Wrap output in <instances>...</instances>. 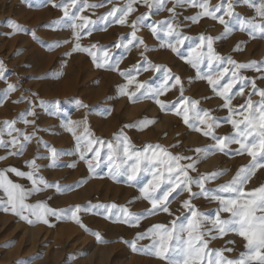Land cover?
Masks as SVG:
<instances>
[{
	"label": "rangeland",
	"instance_id": "374dc122",
	"mask_svg": "<svg viewBox=\"0 0 264 264\" xmlns=\"http://www.w3.org/2000/svg\"><path fill=\"white\" fill-rule=\"evenodd\" d=\"M88 2L103 6L85 9L82 13L97 21L92 34L82 37V45L97 44L111 47L121 37L125 42L130 38L129 34L132 31L130 26L115 22L105 24L99 20V17L110 11L113 6L121 7L127 0H113V3H104V0H88ZM220 2L221 0H210L213 6ZM56 3H60V0H56ZM171 6L168 4V7ZM135 7L136 11L128 17L129 24L137 16L149 11L143 4H137ZM197 11V8L187 6L177 9L175 23L180 26L184 35L191 38L186 40L180 49L184 56H188L190 50L198 43L201 33L216 37L221 36L224 31L223 25L210 18H203L195 24L186 19L194 16ZM235 11L242 17L254 16V10L247 4L237 5ZM169 15L167 11H161L145 21V25L166 19ZM62 17V10L53 7L48 0H0V61L3 62L6 78L0 79V100H3L0 104V123L17 119L21 113L34 110L36 115L28 116L27 119L35 120V125L26 126L17 123L16 127L26 129L28 133L39 129L37 137L63 153L57 166L52 167L46 158L47 148L33 140L22 156H8L6 160L0 161V168L14 166L28 171L25 162L39 156L37 164L41 166L40 175L49 182H59L60 185L66 186L63 193L48 189L35 194L30 197L29 203L47 201L52 208L57 209H67L75 205L88 206L89 202L91 205L114 203L118 206H127L132 213L143 214L151 206L146 200L139 198L141 197L139 189L150 177L145 176L136 186H130L126 177H120L119 182L114 181L109 175V162L106 158L96 168L95 174H91L85 162L79 160L76 141L66 129L68 121H81L86 118L90 130L97 138L105 141H112L113 134L123 128L136 149H143L147 144H160L174 154L194 156L195 153L191 149L204 147L212 141L200 133L191 131L183 124L181 118L172 112L162 111L153 99H142L133 103L127 96L119 95V86L126 83L125 79L116 71L97 68L87 54L72 52L73 31L68 26L70 22L62 21ZM10 20L19 23L24 31L11 34ZM55 21H62L63 27L54 25ZM233 28H237V25L233 24ZM137 35L142 37L147 45L148 51L145 55L148 60L171 69L172 74L181 78L185 88L184 95L200 101L201 109L211 110L213 116L220 118L221 127L216 130V134L223 136L231 133V126L225 121L228 112L221 107L222 99L213 93L206 80L198 78L196 69L172 53L170 49L160 46L161 40L164 39L163 34L161 40H158L145 26L137 32ZM57 43L59 46H56ZM238 44L241 45L242 51H234ZM214 49L223 57H231L238 62L256 61L264 68V39L259 35L253 39L246 32L236 30L227 38L217 40ZM111 50L115 53L114 60L122 58L119 64L121 70L130 69L143 59L141 57L143 46H130L128 49L112 47ZM69 53L71 54L68 55ZM208 71L206 63L201 66L202 73ZM242 74L254 79L259 88H264V80L260 79L264 72L244 70ZM164 75L163 70L159 73L153 70L143 71L137 76V80L148 81L156 87L162 83ZM8 83L17 85L18 90L5 98ZM134 90L135 85H132L130 91ZM250 91V88H246L244 97H235L233 105L244 103ZM179 96V86H177L160 99L171 103L177 101ZM21 97H26V101L13 103ZM252 99L258 101L260 97L253 95ZM77 100L88 107H79ZM41 101H44L43 106ZM145 119L155 120L156 123L143 130L137 127H124L128 124L135 125ZM5 139L8 137L5 136ZM5 155L7 150L0 148V156ZM103 157L104 152H102ZM250 160L247 154L225 155L217 152L198 163V172L190 174L195 177L198 174L214 171L226 172V175L206 185L214 190L218 185L229 182L238 169L248 165ZM73 162H76V167H69L68 165ZM11 178L26 187H31L26 179L16 177L14 174ZM77 182L81 183L77 185ZM262 183H264V169H259L246 188H255ZM73 185H77L74 190L67 188ZM193 191L198 189L193 186ZM186 199L188 193L184 192L172 200L170 204L172 216L162 212L147 216L141 220L139 227L114 222L105 218L104 208H92L91 211L79 214L82 223L90 231H85L79 224L68 219L56 220L55 217H50L52 226L43 223L28 224L11 212L0 211V264H17V262L20 264H163L159 259L134 252L125 241H133L138 232H144L155 223L167 224L176 217L183 219L187 210L182 207V202ZM193 203L201 212L208 215H214V210L218 208L217 202L203 197H198ZM223 215L227 216V214ZM91 232H99L108 243L98 242ZM230 240L235 243L229 244ZM10 241L13 242L12 246L6 247ZM149 243L147 239L140 240L138 246ZM243 243L238 236L229 234L222 239L211 241L209 247L234 248L233 252H226L225 255L236 257L244 251Z\"/></svg>",
	"mask_w": 264,
	"mask_h": 264
},
{
	"label": "snow or ice",
	"instance_id": "6c2138e0",
	"mask_svg": "<svg viewBox=\"0 0 264 264\" xmlns=\"http://www.w3.org/2000/svg\"><path fill=\"white\" fill-rule=\"evenodd\" d=\"M48 2L53 7L62 10V21L70 22L68 26L72 29L74 37L72 52L87 54L97 68L116 71L125 79L126 83L119 86V95L127 96L133 103L142 99H153L162 111L172 112L181 118L183 124L191 131L210 138L212 143L191 149L195 153L194 156L174 154L160 144H147L143 149H136L123 128L113 134L112 141H105L97 138L90 130L86 118L81 121L69 120L66 129L73 135L79 160L85 162L89 172L94 175L96 168L106 158L109 162V175L114 181L119 182L120 177H126L130 186H136L145 176L150 177L140 187L141 197L139 198L146 200L151 207L143 214H138L132 213L127 206H118L114 203L91 205L89 202L88 206L75 205L67 209L52 208L47 201L29 203L30 197L35 194L48 189L63 193L66 187L60 185L59 182H49L40 175L41 166L37 164L40 157L37 156L25 162L28 171L14 166L0 168V211L11 212L28 224L43 223L52 226L50 217H55L56 220L68 219L79 224L85 231H90L82 223L79 214L91 211L92 208H104L105 218L130 227H139L141 220L147 216L161 212L172 216L173 213L170 210L172 200L187 192L188 199L182 202V207L187 210L183 219L176 217L167 224L155 223L144 232H138L133 241H125V243H129L134 252L159 259L163 261V264H264V183L255 188H246L256 171L264 169V88H259L254 79L242 74L244 70L264 72V68L256 61L238 62L231 57H223L214 49V43L217 40L227 38L236 30L246 32L253 39L257 35L264 39V0H221L214 6L211 5L210 0H127L123 6H113L110 11L99 17V20L105 24L115 22L119 25H128L132 29L129 34L130 38L126 42L121 37L111 47L97 44L84 46L81 43L83 36L92 34L97 23L96 20L82 13L85 9L99 8L103 4L89 3L88 0H60V3H56V0H48ZM104 3H113V0H104ZM137 4H143L149 11L137 16L129 24L128 17L136 11ZM168 4L172 6L168 7ZM240 4H247L252 8L254 16L242 17L237 13L235 7ZM185 6L198 9L194 16L186 18L192 23H199L203 18H210L223 25L224 28L221 36L213 37L201 33L198 43L190 50L188 56H184L180 49L185 41L191 38L184 35L180 26L175 23L178 15L177 9ZM161 11H167L170 14L169 17L145 25V21ZM62 21L53 23L58 27H63ZM233 24L237 25V28L234 29ZM145 26L158 40H161V34H163L164 39L161 40L160 46L170 49L172 53L196 69L198 78L206 80L213 93L222 99L221 107L228 112L225 121L231 126V133L223 136L217 135L216 130L221 127L220 118L213 116L211 110L201 109L200 101L186 97L181 78L172 74L171 69L148 60L145 55L148 51L147 45L143 38L137 35V32ZM9 28L11 34L24 31L15 20L9 21ZM56 46H59V43ZM130 46H143L144 51L141 52L143 59L132 68L121 70L119 64L122 58L114 60L115 53L111 49L112 47L128 49ZM242 50L240 44L234 49V51ZM205 63L209 71L202 73L201 66ZM149 70L158 73L164 71V79L159 86L154 87L148 81L137 80L141 72ZM4 72L3 62L0 61V79H6ZM260 79L264 80V75ZM132 85H135L134 91H130ZM177 86H179L180 93L177 101L169 103L160 99ZM246 88H250L251 91L248 92L245 102L233 105L235 97L245 96ZM17 90V85L8 83L5 98ZM253 95H258L260 99L254 101ZM25 101L26 97H21L13 103ZM76 102L79 107H88L82 101L77 100ZM2 103L3 100H0V104ZM40 103L43 106L44 101ZM35 115L34 110H29L21 113L17 119L0 123V148L7 150V155L0 156V161L6 160L8 156H22L27 151L28 145L35 140L38 145L43 144L47 148L46 158L50 161V166H57L63 153L38 138L39 129L28 133L26 129L16 127L17 123H23L26 126L35 125V120L27 119L28 116ZM154 123H156L155 120L145 119L138 121L135 125L128 124L124 127H137L143 130ZM5 136L8 139H5ZM233 145L238 147L233 148ZM102 152H104L103 158ZM217 152L225 155L247 154L251 160L248 165L240 167L229 182L220 184L213 190L206 185L226 175V172L214 171L198 174L195 177L190 173L198 172V163ZM68 166L75 168L76 162ZM13 174L29 181L31 187L14 181L11 178ZM80 183L77 182V185ZM77 185L67 186V188L74 190ZM193 186L198 191L194 192ZM198 197L218 203L214 215L201 212L195 206L193 201ZM91 234L98 242L108 243L99 232H91ZM229 234L238 236L244 242V251L236 257L225 255L226 252H233L234 248L209 247L211 241L222 239ZM145 239L150 243L138 246V242ZM228 243L234 244L235 241L230 240ZM12 244L13 242L10 241L6 247Z\"/></svg>",
	"mask_w": 264,
	"mask_h": 264
}]
</instances>
